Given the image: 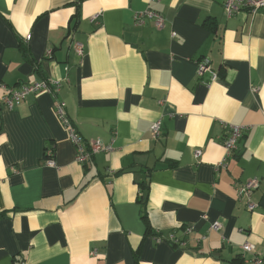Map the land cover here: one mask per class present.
Here are the masks:
<instances>
[{"label":"crops","instance_id":"crops-1","mask_svg":"<svg viewBox=\"0 0 264 264\" xmlns=\"http://www.w3.org/2000/svg\"><path fill=\"white\" fill-rule=\"evenodd\" d=\"M224 2L0 0V264H249L246 243L264 256V9L228 18ZM147 10L163 28L136 23ZM47 79L58 96L2 105L4 86ZM57 100L112 152L79 164ZM231 125L246 130L220 168ZM253 179L249 211L237 189Z\"/></svg>","mask_w":264,"mask_h":264},{"label":"built area","instance_id":"built-area-1","mask_svg":"<svg viewBox=\"0 0 264 264\" xmlns=\"http://www.w3.org/2000/svg\"><path fill=\"white\" fill-rule=\"evenodd\" d=\"M262 9H264V0H225L224 2V10L228 18L233 17L234 15L240 13L243 10H248L256 14ZM98 17L99 14H96L93 19L96 20ZM146 17L155 20L156 28L161 29L164 27V16L152 10L136 13L135 21L137 24H143ZM173 36H175V34ZM30 38L31 36H28L27 40H29ZM75 48L80 54H83L82 44L76 43ZM49 54H51V51L49 52ZM209 72H212V67L209 61H202L198 63V77H203ZM62 88L63 81L60 79H47L42 82L23 83L20 84L18 87L4 86V94L1 98V102L7 110H13L16 106H19L27 98L28 95L32 93L46 92L53 96H58ZM54 108L58 118L68 131L70 141L76 147L77 151L75 159L79 164H86L93 157L99 154L112 152V144L106 145L99 139L92 140L89 142H86L84 140V138L79 134L78 130L74 127L73 123L69 119L66 110V103L64 101L57 100L54 105ZM245 130L246 128L243 126H230L229 136L224 145L226 154L222 163L220 164V168H226L228 166V159L237 150L238 143L242 139ZM152 132L154 133L155 137L160 136L161 121H157L153 124ZM52 154L53 151H48V156L50 158L47 160L46 165L49 167H57L56 162L51 158ZM202 155V150H197L195 152L196 159H200ZM259 184L260 181L258 179H253L249 180L237 189L240 198L246 197L247 209L249 211H255L259 207L258 204L254 203L251 200V195L253 191L258 188ZM194 228V225H188L185 227L184 233L188 235L193 232ZM210 228L215 231H220L222 229V223L220 221H214L211 223ZM158 239H161V237L159 236ZM172 239H174V241H177L174 237L171 236V240ZM179 243L183 244V242L181 241ZM241 250L244 261L246 260L247 254H252V259H247V262L249 264H264V256L256 253L255 245L251 243H246L242 246Z\"/></svg>","mask_w":264,"mask_h":264},{"label":"trees","instance_id":"trees-1","mask_svg":"<svg viewBox=\"0 0 264 264\" xmlns=\"http://www.w3.org/2000/svg\"><path fill=\"white\" fill-rule=\"evenodd\" d=\"M144 218H147V214L146 213H144Z\"/></svg>","mask_w":264,"mask_h":264},{"label":"water","instance_id":"water-1","mask_svg":"<svg viewBox=\"0 0 264 264\" xmlns=\"http://www.w3.org/2000/svg\"><path fill=\"white\" fill-rule=\"evenodd\" d=\"M146 195H147V193H145V195H144L145 199H146Z\"/></svg>","mask_w":264,"mask_h":264}]
</instances>
